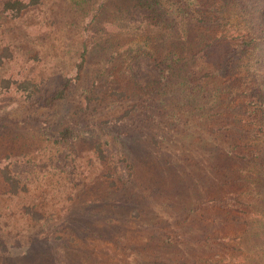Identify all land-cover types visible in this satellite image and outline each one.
<instances>
[{
  "label": "rangeland",
  "instance_id": "rangeland-1",
  "mask_svg": "<svg viewBox=\"0 0 264 264\" xmlns=\"http://www.w3.org/2000/svg\"><path fill=\"white\" fill-rule=\"evenodd\" d=\"M8 1L32 0H0V264H264L256 0L205 1L163 78L162 19L127 0H40L18 19Z\"/></svg>",
  "mask_w": 264,
  "mask_h": 264
},
{
  "label": "trees",
  "instance_id": "trees-1",
  "mask_svg": "<svg viewBox=\"0 0 264 264\" xmlns=\"http://www.w3.org/2000/svg\"><path fill=\"white\" fill-rule=\"evenodd\" d=\"M40 0H32L31 4H27L22 1H8L4 4V10L6 13H9L14 19H18L22 16L23 12L26 11L29 7L38 4ZM133 6V10H147L149 15L153 20L162 19L161 30V39L162 41L168 43L169 47L165 44L161 45L162 49L168 53L163 60H154V66L157 68L159 75L163 78L166 74H169L171 71L182 64L184 57L181 55L186 51V46L189 44L191 38L189 33V28L193 25V20L197 19L198 21H203L201 14L205 12L207 0H127ZM257 4L253 5L249 9V15L251 23H257L264 28V0H256ZM208 9V8H207ZM255 19H251V17ZM160 33V30H159ZM249 39V38H248ZM246 41V40H245ZM259 41L261 44L264 43V37L260 41L257 37L251 39V43H256ZM196 42H198L196 40ZM202 42L201 45H203ZM209 46L203 45L202 51H205ZM247 52V50H244ZM264 51V50H263ZM4 55H0V65L2 64V58ZM80 70L82 69V63L79 64ZM197 73L195 72L190 81L189 87L191 92L196 89L198 86H202L201 78L196 77ZM209 75V74H208ZM211 76V75H209ZM204 79V78H203ZM69 82L62 89L58 90L53 96L48 97L45 100L46 105L53 106L55 102L65 99L67 95V89ZM197 83V84H194ZM257 101L254 102L253 106L255 112L258 115L261 113V118H264V90H260L257 93ZM264 125V124H263ZM75 138V133L71 129H66L59 134L58 141L65 142L68 140H73ZM100 155L104 158L102 148L99 147ZM231 155L237 157L240 160L248 161L249 158L246 156L239 155L236 151L233 150ZM6 181L11 185L12 190L16 192L18 183L14 175L7 168L4 171Z\"/></svg>",
  "mask_w": 264,
  "mask_h": 264
}]
</instances>
